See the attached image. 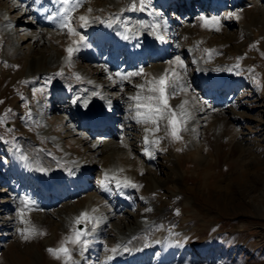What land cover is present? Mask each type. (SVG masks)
<instances>
[{
  "label": "rangeland",
  "instance_id": "obj_1",
  "mask_svg": "<svg viewBox=\"0 0 264 264\" xmlns=\"http://www.w3.org/2000/svg\"><path fill=\"white\" fill-rule=\"evenodd\" d=\"M110 1L71 0L74 10L72 20L68 23L73 32L66 31L65 34L50 36L47 39V51L49 50L51 55L54 54L53 56H45L47 53H41L40 48L28 54L24 49L28 42L22 46L24 57L28 56V60L31 57L44 56L50 57V61L59 62L57 69H49L45 74L41 73L42 75L29 79L27 71L30 63H12L8 52L4 50L6 43L0 41V101H3L0 103V116L11 109L4 117L5 122L0 123V264H65L66 257L63 253H60V258L57 259L47 249L58 248L66 237L75 238L74 234L78 228L85 229L89 234L93 228L92 219L96 214H93V210L97 207V202H89L88 196L102 198L98 200L103 201V207L109 205L112 210L116 208V212L113 210L112 213L121 218L112 219L101 228V235L104 237L100 243L107 252L118 246L117 228L123 231L134 222L141 221L146 215L145 212H149L163 216L165 220L151 230L156 232V235H165V241L156 240L159 249L154 247V243L141 245L143 251L150 249L144 251V254L148 253L149 259L153 261L158 259L160 264H166L167 261V264H174V257L179 255L180 248H184L185 254L190 256V264H264V0H236L234 4L231 0H204L205 4L201 6H196L195 3L199 0H194L189 6L191 9L195 6L194 14L189 12L187 7L185 8L188 12L184 10L181 0H177L175 4L178 9L171 10L162 8L158 0H143V9L141 0L137 7L126 5L127 10L133 8L140 12V15L142 12L159 13V18L158 14L153 13L144 17L150 18L152 24L158 20L161 22L162 29L155 23L159 28V35L163 36L164 41L166 37L169 43L167 48L171 49L167 50L164 58H153L150 62L143 59L142 61L146 62L144 68H140L142 71L139 70L141 79L129 78L127 75L137 72L139 68L136 70V66L128 69L126 73L113 69L115 73L128 76L124 78L127 83L122 90L125 92L119 89L109 91L110 100L114 102L112 108L123 100L120 108L116 109L118 112L111 111L116 120L111 124L115 134L109 131V127H100L103 130L99 129L100 131L96 130L87 135H90L89 141L113 139L120 145L101 148L90 162L85 156L88 144L81 140L79 135L68 134V137H65L69 132L66 130L78 123L71 111L70 100L64 94L51 96L49 88L50 84L59 81L65 73L68 82L74 79L76 67L92 75L96 82L110 85L107 82L108 75L96 74L95 59L102 55L94 48L92 40L96 38L91 39L90 35L83 33L81 29L84 25L86 27V24L79 20L80 16L89 14L98 18L99 13L113 19L116 7L113 3L109 4ZM166 1L172 6V1ZM119 2L124 4L125 0ZM26 3L29 5V12L40 8L46 12L43 19L56 24L57 19L55 20L54 10L51 11L52 6L49 3H43L41 7L38 2L30 5L27 0ZM11 6V3H0V12L2 17L7 16V21L13 23L11 28L15 30L14 38L23 41L27 38L25 33L34 29L28 24L32 17L22 18L19 10L6 14ZM200 16L218 17L220 30L202 27ZM101 37L110 45L104 34ZM113 42L111 41V44ZM195 42H198L196 48ZM72 46L74 51L71 60L66 49L73 48ZM186 47L192 48L203 57L200 58H205L208 66L224 69L225 73L234 76L232 80L235 81L227 85L238 84L237 87L234 86L236 92L232 90L231 93L225 94L226 96H221L226 97L227 102L224 105H215L199 94L201 90L196 88L199 81L198 72L192 59L184 53ZM206 50L212 51L209 53ZM58 53L62 55L58 56L57 60ZM4 55H8L9 60L3 59ZM177 57L183 62V68L176 63ZM154 59L156 61H153ZM163 65L167 70V79L177 86L176 94L166 97L169 105L177 108L184 104L197 110L198 102L202 98L215 107L202 115L203 117L196 116L203 119L198 124L196 137L192 138V135L187 133L189 129H186L185 124L179 123L178 126L182 129L179 135L182 139L174 140L170 129L166 135L162 127L159 132L147 133L149 142L146 145L145 128L151 129L154 126L136 123L137 119H143L145 109H137V101L129 98L137 96L138 92L141 95L146 94L142 89H137V84L145 85L166 74L160 73L159 67ZM57 73L62 75H56ZM34 88L41 91L34 95ZM254 88H257L255 92ZM220 108L222 112L214 115V109ZM109 111H106L107 116ZM138 111L140 116H137ZM39 115L49 123V132L62 142L61 149L64 153L61 149H56L50 141L40 137L43 125L38 120ZM177 115L181 118L178 108ZM206 115L209 116L206 118ZM221 119L225 121L224 126L220 122L215 123ZM81 126L77 128L81 127L80 130L86 133L84 126ZM201 126L204 129L202 135ZM157 138L162 139L159 143H152ZM27 139L35 141L37 148L44 147L42 153L48 157H60L65 154L82 161L87 160L89 163L90 175L75 188L78 194L68 200L67 204L38 207L31 201L25 203L28 200L26 196V200L15 204L2 194V191L6 190H12L16 194L19 192L17 187L14 188L12 180L13 177L23 175L24 170L20 162L21 157L16 156L14 152L18 144L26 142ZM9 147L13 148L9 150ZM145 155L154 160L147 162ZM126 180L131 183H125ZM65 184L67 186V182ZM132 184L140 187H133ZM118 195L126 197L125 201L130 203L122 204L117 198ZM49 211L55 215L50 217ZM85 212L88 213L90 222L82 221L77 225L75 218ZM11 218H14V221L12 225L7 226ZM33 226L36 232L24 231L30 238L23 239L18 229L28 230ZM41 232L45 235H40ZM47 240L48 245H44ZM89 240L94 251L88 254L89 257L83 264H93L99 258V249L94 248L95 239ZM139 240L141 243L142 239ZM168 240L171 245L166 243ZM65 246L72 250L69 260L79 257L82 253L80 245L68 243Z\"/></svg>",
  "mask_w": 264,
  "mask_h": 264
},
{
  "label": "bare ground",
  "instance_id": "obj_2",
  "mask_svg": "<svg viewBox=\"0 0 264 264\" xmlns=\"http://www.w3.org/2000/svg\"><path fill=\"white\" fill-rule=\"evenodd\" d=\"M26 1L27 0H0L1 4H5V3L12 4V6L8 8L6 14H8V12H12V10L13 11L19 10L22 18H26V17L29 18L31 16L32 20L28 24L29 26H32L34 28L30 31L28 30L27 33H25L27 37L25 40L24 39L23 41L16 40L14 38L15 30H12L11 26H9V25H13V23L7 21L6 18L7 16L2 17V13L0 12V41L6 43L4 50L8 52V55L11 57L10 61L12 63L15 64L20 63L21 65H24V63L27 61L30 63V66L27 71V77L30 79L33 76L40 75L41 73L45 74L46 72L49 71V69H57L59 62H56L55 60L50 61V57L45 58L44 56H42L41 58L31 57L28 60V56L24 57V53L22 52L23 51L22 46L28 42L27 46H25L24 48L28 54L32 52V50L36 49L35 51H37V49L40 48L41 53L43 54L47 53L45 56H50L51 54H49L50 53L48 52L49 50L47 51L48 47H46L48 45L47 39H49L50 36L56 37V36H60L61 34H65L66 31H68V27H70V24L68 23L67 27L66 26L61 27L62 21L60 16L57 15V13L60 12L62 7L60 0H31L32 2H38L39 7H41L43 3H49L52 6L51 11L54 10L53 16L55 20L57 19L56 24L51 20H47V19L44 20L43 16H45L46 12L40 8L37 9L36 7H33L36 9L29 12L27 10L29 5L28 3H26ZM119 1L120 0H111L110 3L108 2L109 4L113 3L114 7H116V14L113 19H110L101 13H99L100 16L98 18L89 14L85 16L87 21V23H85L86 27L84 25V27L81 29L83 33H85L86 35H90L91 39L94 37L96 38L92 40L93 45L95 44L94 48L97 49V51H100L99 53L101 54L99 55H102L101 57L98 55L99 57L95 59V61L97 62L96 66L94 65V67L97 70L96 74L99 73L101 75H108L109 81L107 82H109L110 85L100 84L96 82L95 79L92 77V75L87 74L85 71H82L80 68L76 67L74 79L72 78L71 81L68 82L69 79H67L68 77L65 73V75H63L60 78V80L58 79L59 81H55V83L50 84V88H49L51 96L53 94L55 95L64 94L70 100L69 103L71 104L70 106L71 111L73 112V114H75L74 116H76V120L79 124L76 123L77 126L76 124H74L71 128L66 130L69 132L65 134V137H68V134L70 136L79 135V137H81V140H83L85 143L88 144L87 146L88 148H87V152L85 153V156L89 159L88 161L90 162L93 161L94 154L98 153L101 148L112 145L113 147L114 146L117 147L119 144L113 139L104 140V138L97 139L95 141L90 140L91 141L90 142L89 141L90 135L87 134L91 133L92 131H88L89 133L88 132L85 133V131L80 130V128L82 127L81 125L89 126L93 124L94 125L100 124L99 121L103 120V116L107 115L106 111L110 110L109 113L110 116H112L111 111L114 113V111H117L116 109L120 108L121 106L120 104H123V100H121L119 104L117 105L115 104L114 108H112L114 102L110 100L109 91L119 89V91L125 92V90L122 89L124 87V84L127 83L125 81L126 79H124L127 75L125 76L123 73H119V72L117 73H119L120 75H117V73L113 72V69H115L116 71H122L126 73L128 69L134 68V66H136L135 69L136 70L137 68L139 69L135 73H139V74L134 76H129V78L141 79L140 68L143 66H141L140 61L146 59L147 62H150V60L153 58H160V59L164 58V56L167 54V50L171 49V47H168L166 50V54H164V52L162 51L163 47L165 45H169V43L167 42L166 37H165V41L167 43L164 41L163 36L159 35L158 29L159 28L162 29V27L160 26L161 22L159 20L155 22L157 25H159L158 28V26L155 23L152 24L150 18L144 17L153 13V14H158V18H159V13L152 11L150 12V14H144L141 9L142 13L140 15V12L136 11L133 8L131 10L126 9V5L128 4H131V7H133L132 6L133 3H136L135 6L136 5L138 6L139 0H125L124 3L125 5L121 4ZM158 1H159V5L162 8H166L167 10H171V8L178 9V7L177 8L175 7L174 0H170L174 4V5L172 4V6H170L168 4L169 2H167L166 0H158ZM193 1L194 0H188L187 2L188 5L187 8L189 12H191L192 14L196 13V9H194L195 6H193L192 9L191 7H189L191 6V3H193ZM203 1L201 0V2ZM231 2L234 4L233 0H231ZM198 4L199 2L197 3V5ZM207 8L208 7H206V9ZM153 25H155V27H153ZM51 29L57 31H50ZM22 31H24V29H22ZM103 33L106 35V38L108 39L107 43H109L110 45H107L106 39H103L101 37ZM111 41L114 42L111 44ZM76 42H78V40ZM157 44H160L159 49L161 51H159V55L156 54ZM197 44L198 42H195L194 48H196ZM72 49L74 50V47ZM136 50H139V53H136ZM130 51L132 52L131 55H129ZM184 53L192 59V62L194 63L195 68L198 72L197 78L200 80L197 81L196 88L201 90L199 94L203 95V97H205L206 99L214 102L215 105L216 104L224 105L227 102L226 97L221 98V96H223V94L224 95L229 94L228 92L231 93L232 90L235 91L236 88L234 86L238 85V84H230L229 86L227 85L228 83H232L233 81H235L232 80L234 76L225 73L224 69L218 67L216 69L208 66L204 60L205 58L202 59L203 57L200 54L198 55V53H195L194 50H192V48L190 47H186ZM53 55L54 54H52L51 56ZM61 55H62L61 53H58L56 59L58 60L59 58L58 56ZM7 56L4 55L3 59L9 60V57ZM136 62H138L139 64H135ZM159 68L161 70L160 73L167 71L165 65L160 66ZM94 74L95 73H93V75ZM77 77H79V79H77ZM122 77L124 78L122 79ZM185 84L187 85V83ZM244 84L248 85L249 83L247 84V82H244ZM187 88L188 87L186 86L185 89ZM137 89L139 91L141 90L138 87ZM256 90L257 88H254V92ZM74 100L77 102L73 103ZM85 101H87L86 107L84 103ZM198 105L199 107L196 106V108L198 107L197 110H193L191 107H186L184 106V104L182 110L177 106L181 118L183 120H187V124L185 125V127L186 129H189V131L187 130V133H189V135H192L191 136L192 138L196 137V133L198 132L197 131L198 124L200 120H203L201 119V117L197 118L196 116H202L210 112L215 107V105L211 104V102L209 103L208 101H204L202 98L198 102ZM214 111L215 112L213 114L217 115L220 112H222V109L221 108L220 110L214 109ZM196 113H198V115ZM208 116L206 115V118ZM112 119H113L112 122L115 123L116 121L115 118L112 117ZM38 120L43 125V129L40 132V137H42L43 140L50 141V143H52L56 149L60 150L62 148V142L49 132L48 129L49 123L41 115L38 116ZM218 122H220L222 126L225 125V121H223V119L218 120L215 123ZM78 126L81 127L77 128ZM111 127L113 126L111 125ZM99 129L101 128H98L97 130ZM201 129H203L202 126ZM113 130L115 134V129ZM80 131L81 133H79ZM202 133H204V129L203 131H200V135H202ZM47 141H44V143ZM36 146H37L36 142L32 141L31 139L30 140L27 139L26 142H21L20 144H18L17 149H15L14 153H16V156L21 157L20 162L22 164V169L24 171H23V175H18L16 177H13L12 182L14 184V188L17 187L19 192L16 194V192H13L12 190H6V191H2V194L10 199L8 201H11L12 203L15 204L16 203L20 204L21 201L25 199L24 196H26L28 199V200L25 199L26 201H31L38 207L40 205H44L45 207H48L49 204H52L51 205L52 207L59 203L67 204L68 203L67 201L70 200L72 197H75L76 193L78 192L75 190V188L82 183L83 179L85 180L90 175L91 170L90 167L88 166L89 163H87V160L82 161L76 158H72L71 156L65 154L64 156L61 155L60 157L51 158L42 153L43 152L42 149L44 147L37 148ZM10 148L13 147H9L8 149L10 150ZM145 150L147 151L148 148ZM61 152L64 153V150L61 149ZM12 155L13 154H11V157H13ZM144 158H146L145 160L149 163H151L154 160V158L152 157L147 158L146 155ZM84 168L87 169L83 170ZM60 182H62L61 185ZM66 182H67V186L65 184ZM102 191L104 190H101V192ZM30 196L33 198L29 199L28 197ZM117 198L119 202H121L122 204L128 205L130 203L129 201H125L126 197L122 195H118ZM88 199L89 202L92 201L97 202V207H95L94 209L95 211H93L94 212L93 214L96 213L95 216L93 217L94 219H92L94 220L91 225L93 226V228L91 229L90 232L88 230L89 234L86 236V239L89 241V245H87L86 250H84L79 257L68 260V264H83L82 262L87 261L89 257L88 254L94 251L89 240L91 238L95 239L94 248L97 247L99 249L98 251L99 258L97 259L98 261L93 262V264H160L158 259H156V261L149 259L148 253L144 254L145 250L143 251L141 249L142 248L141 245L144 244L145 246L147 244L149 245V243H154V247L157 248L159 244H157L158 241L156 243V240L163 241L165 239L164 234L156 235V232L151 231L158 224L164 223L165 220L163 216H156V215H152L149 212H145L146 215L142 217L143 219L141 221H138L136 223L134 222L132 226L126 227L123 231L117 228L116 229V231L118 232L117 245L120 247L118 252L113 254L112 252H107L106 248L101 247L100 242L104 237L103 235H101V228H103V225L105 223L110 222V220L116 218L121 219V218H119L116 215V213H112V211L115 210L116 208L112 210V206L109 205H108L109 207L108 206H105V208L103 207L104 205V203H102L103 201L101 202V200H98L102 198L96 199L94 198V196H88ZM113 212H116V210ZM48 213L50 217L55 215V213H52V211L51 213L50 211ZM10 220L6 224L7 226L12 225V221H14V218H11ZM139 239H142L141 243H139L140 242ZM166 243L171 245V241L169 240L166 241ZM44 245H48V240L44 242ZM183 249L180 248L179 255L174 257L173 259L174 264L176 263L190 264L189 263L190 256H187ZM148 250H146L145 252H147ZM138 255L140 257H138ZM109 257H112V259H109ZM137 257L139 259H137Z\"/></svg>",
  "mask_w": 264,
  "mask_h": 264
},
{
  "label": "snow or ice",
  "instance_id": "obj_3",
  "mask_svg": "<svg viewBox=\"0 0 264 264\" xmlns=\"http://www.w3.org/2000/svg\"><path fill=\"white\" fill-rule=\"evenodd\" d=\"M60 3L62 5L60 12L57 13L58 16L61 18V27H65L68 25V22L72 20V11L74 10L73 6L71 5V0H60ZM78 6V4L76 5ZM135 7V4L133 5ZM144 4L143 0H141V8L143 9ZM91 11V9H89ZM52 19V17H50ZM80 21H84L87 23L86 18L84 16L79 17ZM199 20L202 21V27L205 28H214L216 31L220 30V23H219V18L218 17H211V18H206L204 16H200ZM11 26V25H9ZM155 27V25H153ZM69 33L73 32L72 27H68ZM83 39V38H81ZM79 49H76L78 51ZM73 49L68 48L66 49V52L68 53V58L71 59L73 55ZM209 53H211L212 50H206ZM176 63L179 64L182 68L184 67L183 62L181 61L180 57L176 58ZM6 67L8 65H5ZM238 66V65H237ZM18 67V66H13ZM142 71V70H141ZM139 73H128V76H134L138 75ZM56 75H62V73H57ZM117 75H120L117 73ZM124 77H122L123 79ZM51 79V78H49ZM79 79V77H77ZM176 79H179V76H176ZM138 88L142 89L146 94L141 95V93H137V96L135 97H130L129 99H134L137 101L136 108L137 109H145L143 113V119H137L136 123H145V124H152L154 127L149 129L145 128V144H148V136L147 133H156L159 132L162 127L166 133L168 134V130L170 129V134L171 137L174 140H180L182 137L179 135L180 131L182 130L178 124L183 123L187 124V120H183L182 118L178 117L177 115V108L171 106L167 102L166 97H172L176 94V84L173 83L172 81H169L167 79V73L164 76L154 78L151 82H148L145 85H138ZM183 90V89H181ZM33 94L37 91H41V89H33ZM158 93V95H157ZM77 101H73V103H76ZM0 103H3V101H0ZM85 107L87 106V101L84 102ZM27 106V105H26ZM181 110L183 109V104L178 106ZM11 112V109L6 110V112L3 114V116H0V123H4V117L7 116V114ZM29 117L31 116V113H28ZM141 113L138 111L137 116H140ZM167 122L166 124L164 122ZM162 138H157L156 140L152 141V143H159V140ZM147 154V153H146ZM122 171V170H121ZM107 175V174H106ZM125 183H131L130 181H125ZM133 187H140L135 184H132ZM27 203V201H25ZM95 211V210H93ZM94 219V218H93ZM84 221L85 223L90 222L88 219V213H81L80 216L75 218V223L77 225H80L81 222ZM98 222V221H96ZM21 231L22 238L25 240H28L30 237L28 235L24 234V231H31L33 233L36 232V229L31 227L28 230H19ZM40 235H45V233L41 232L39 233ZM75 238L72 236L66 237L64 240L61 241V244L58 248H49L47 251L54 256V258L59 259L60 253H63L64 256L66 257L65 259V264H68V260L71 258L72 250L66 247L65 245L68 243H71L73 245H80L81 246V252L83 250H86L87 245L89 244V241L86 239V236L88 235L87 231L83 228H78L75 231ZM120 246L113 247L110 249V251L115 254L118 252ZM109 259H112V257H109Z\"/></svg>",
  "mask_w": 264,
  "mask_h": 264
}]
</instances>
